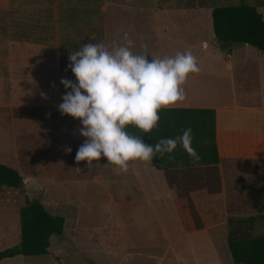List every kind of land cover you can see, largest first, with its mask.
<instances>
[{
    "label": "rangeland",
    "instance_id": "374dc122",
    "mask_svg": "<svg viewBox=\"0 0 264 264\" xmlns=\"http://www.w3.org/2000/svg\"><path fill=\"white\" fill-rule=\"evenodd\" d=\"M105 1L0 0V110L5 112V128L0 132V161L17 168L23 186L0 185V223L5 233L0 236V249L18 242L19 208L25 197L39 198L50 212L63 213L66 219L63 233L51 237L49 253L17 255L7 261L1 260L0 264H235L224 241L228 228L226 220L231 217L235 226V219L254 215L256 220L251 225V233L264 234L262 193L253 198L254 207L251 209L246 207L248 200L238 196L229 199L227 214L219 213V166L184 170V173L179 171V183L174 189V196L178 194V215L182 204L183 216L192 227L200 224L197 219L193 222L191 215L186 213L189 210L194 213L193 217L201 216L196 211L198 204L195 196V191L200 189L202 196L207 198V204L216 212L210 215L211 224L202 227L205 232L198 231L202 228L187 230L181 219L182 225L179 226L171 212L162 215L161 225L153 213L147 211L146 203L143 207L142 201L141 210L136 208L138 201L142 200L137 190H131L135 197H123L129 191L126 185L130 183L125 178L129 175L118 171L111 173L112 167L108 166L105 157L93 161L91 168L87 166V161L77 164L75 156L84 142L76 141L73 134H80V128L60 125L57 108L51 107L52 103L47 104L48 108L46 104L26 98L27 88L20 82L26 81V64L39 61L42 49L50 51L44 56H55L51 60L60 61L63 78L76 83L75 75L68 68L70 52L78 51L81 45L87 43L107 44V24L112 26L121 21L117 24L123 27L126 14L120 17L113 10L116 8L108 6L106 9ZM114 1L121 4L123 0ZM137 1L144 4L145 12L133 16L130 26L133 32L142 33L146 41H152L153 31L158 25L154 20L153 6L150 0ZM179 1L204 7L205 3L215 7L240 2ZM244 1L254 5L264 17V0ZM121 8L118 7V12L125 13H121ZM173 15L178 25L198 28L197 21H193L192 25L187 18H179L177 14H172V18ZM118 30L114 37L111 36V43L115 40L121 43L120 26ZM199 33H205V29L195 32L196 35ZM196 35L193 41L198 39ZM237 44L242 43L232 46ZM192 54L197 61L201 60L200 47ZM151 56L153 54H149V60ZM163 56L171 54L157 53L153 57ZM205 62L217 63L209 58ZM217 71L218 67L207 72L203 79L205 85L216 82ZM68 91L71 90L65 89V94ZM82 139L85 140L84 137ZM66 148H71V153H66ZM253 186H257V181ZM107 190L111 191V195L107 194ZM184 190L189 193L183 194ZM179 198H182L181 201ZM249 210L260 212L251 214ZM181 229L193 235L187 239Z\"/></svg>",
    "mask_w": 264,
    "mask_h": 264
},
{
    "label": "crops",
    "instance_id": "0c3cea01",
    "mask_svg": "<svg viewBox=\"0 0 264 264\" xmlns=\"http://www.w3.org/2000/svg\"><path fill=\"white\" fill-rule=\"evenodd\" d=\"M137 2V0H123L119 4L114 0L105 1L106 9L108 6H112L116 8L113 10L120 17L126 14L123 19V23H125L122 24L123 27L117 24L121 21H117L116 25L114 23L112 26L107 24L106 31L107 38H109L107 44H111V36L114 37L117 34L120 26L121 43L124 34L128 33L135 42L132 51L136 54L147 52L155 56L157 53H169L173 56L177 51H191L193 53L194 49L200 47L202 56L201 60L197 61L200 71L188 77L184 85L186 99L174 107H208L215 110V136L220 158L217 164L220 168L218 176L219 212L227 214L229 210L226 207L230 205L229 199L231 197L236 199L238 196L245 197L248 200L246 207L251 209L253 206L251 201L254 197L259 196L256 195L257 193H262L261 196L264 197V52L245 43L234 45L230 49H220L212 29L211 10L213 7L207 3L204 7V5H192L179 0L149 1L154 9V20L158 22V25L153 31V40L146 41L142 33L133 32V28L130 26V20L133 16L145 12L144 4ZM119 6L122 7L121 13L122 11L125 13L120 14L118 12ZM172 14H177L179 18H187L192 25L193 21H197L198 28L193 27V29L186 24L184 26L178 25L175 22L176 16L173 15L172 18ZM123 28L124 31L121 30ZM186 28H189L190 31ZM202 29H205V33L195 34L196 31ZM195 35L198 39L193 41ZM115 41L117 42V40ZM46 52L49 53L50 51L42 49L40 60L26 64L27 71L24 68L26 81L24 80L25 82H20V84L27 88L26 98L34 102H41L42 105L46 104L45 106L48 108L47 104L52 103L51 107L57 108L56 116L59 119V124L63 125L64 128H81L80 120L58 112V106L63 102L62 96L65 94V89L61 84L64 75L60 61H55V58L51 60V57L55 56H44L47 54ZM206 58L214 59L217 63H207L205 62ZM217 67V75L214 77L217 79V83L210 82L211 86L208 82L205 85L203 82L205 75ZM30 71L31 73H29ZM20 80L22 81V79ZM197 80L201 83H198ZM49 117L52 116L49 115ZM73 135L76 141L84 142L79 133L74 132ZM105 160H107L106 157ZM107 163L109 164L108 161ZM108 166L112 167L111 173L121 172L115 165L109 164ZM126 174L129 175L125 178L130 185H126L129 191L124 193L123 197H135L131 193V190L135 189L138 191L136 193L139 197L142 198L136 204V208L141 210L143 201V207L146 203L147 211L153 213L159 224L162 225V215L165 212H171L179 226L182 225L174 190L171 188L163 169H156L151 163L135 161L130 162ZM254 181H257V186H253ZM246 192L249 194L247 195ZM107 194L111 195V191L107 190ZM249 211L251 214L260 212L259 210ZM261 212L264 213V207ZM56 214L64 215L63 213ZM1 226L0 223V236L5 234L4 228ZM204 229L198 231L205 232ZM182 232L187 239L189 235H193L185 230Z\"/></svg>",
    "mask_w": 264,
    "mask_h": 264
},
{
    "label": "clouds",
    "instance_id": "9594fccd",
    "mask_svg": "<svg viewBox=\"0 0 264 264\" xmlns=\"http://www.w3.org/2000/svg\"><path fill=\"white\" fill-rule=\"evenodd\" d=\"M133 47L135 42L125 33L122 43H87L69 54L68 68L77 82L61 80L71 91L62 96L58 110L82 123L79 132L85 140L76 153L77 164L87 161L91 168L103 156L127 173L130 162L151 163L157 154L174 159L171 154L178 145L199 160L190 126L182 135L160 138L155 145L126 130L132 125L150 133L158 126L161 109L186 99L184 85L191 74L200 71L197 58L191 51H177L149 60L147 52L136 54ZM65 151L71 153V148Z\"/></svg>",
    "mask_w": 264,
    "mask_h": 264
},
{
    "label": "trees",
    "instance_id": "16d2710c",
    "mask_svg": "<svg viewBox=\"0 0 264 264\" xmlns=\"http://www.w3.org/2000/svg\"><path fill=\"white\" fill-rule=\"evenodd\" d=\"M212 29L218 46L230 49L235 43H245L264 52V17L257 8L240 0L238 4L215 6L211 11ZM158 126L150 133H144L135 126H127L126 130L133 135L143 138L146 144L155 145L160 138H174L182 135L185 128H192V147L199 155V160H194L182 148L177 146L171 154L174 159H169L168 154L160 157L159 154L151 161L156 169L166 172L168 182L173 188L179 183L178 172L194 168L212 167L219 163L215 136V110L208 107H171L159 111ZM5 112L0 110V132L5 128L3 122ZM22 177L17 168L7 162L0 161V185L20 187ZM193 192V190H192ZM201 189L195 191L200 224L192 227L190 221L183 215V205L179 210L180 219L187 230L202 228L211 224V216L216 212L207 204V198L202 196ZM188 191L183 194H188ZM202 199H200V198ZM206 198V199H205ZM176 201L178 194H175ZM182 198H179L181 201ZM218 213V211H217ZM220 213V212H219ZM204 215V217H203ZM234 226L233 219L228 217L226 244L235 264H264V234L251 233V225L256 216L249 215L238 218ZM20 233L17 244L0 249V260L12 258L17 255H44L49 253L51 237L61 235L64 231L65 217L61 214L50 212L39 198L25 197L23 205L19 208ZM235 222V221H234Z\"/></svg>",
    "mask_w": 264,
    "mask_h": 264
},
{
    "label": "water",
    "instance_id": "95a60500",
    "mask_svg": "<svg viewBox=\"0 0 264 264\" xmlns=\"http://www.w3.org/2000/svg\"><path fill=\"white\" fill-rule=\"evenodd\" d=\"M20 187L22 188L23 186H22V185H20Z\"/></svg>",
    "mask_w": 264,
    "mask_h": 264
}]
</instances>
